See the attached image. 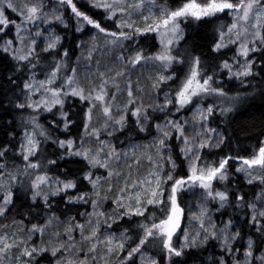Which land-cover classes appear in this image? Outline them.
I'll use <instances>...</instances> for the list:
<instances>
[{
	"label": "snow or ice",
	"instance_id": "snow-or-ice-1",
	"mask_svg": "<svg viewBox=\"0 0 264 264\" xmlns=\"http://www.w3.org/2000/svg\"><path fill=\"white\" fill-rule=\"evenodd\" d=\"M88 4L102 10L104 18L113 21L115 30L110 31L81 11L74 0H0V54L15 62L14 72L18 75L8 79L20 89L8 104L21 113L30 110L20 121L19 133L13 128L8 134L10 140L0 144V218L15 212L14 195H19L25 181L24 194L31 201L29 215L17 213L23 218L12 220L24 235L19 239L0 237V264H42V259H48L49 264H136L138 255L143 264L146 246L155 243L160 244L167 264H186L173 258L184 256L186 251L207 252L210 246L221 251L201 264H264V140L249 157L225 154L211 159L212 151L221 149L230 138L208 126L214 106L199 107L210 96L233 103L242 99L239 93L228 97L223 84L217 81L220 73L229 80H239L247 90L249 78L256 79L264 72V0H179L174 7L157 0H88ZM69 9L76 32L82 33L89 26L95 30L87 41L79 42L82 56L75 66L69 65L63 37L55 31L57 24L69 27L64 18ZM223 18L229 22L217 29L210 50L220 56L225 55L222 50H230V58L208 65L195 50L178 51L181 41L187 43L182 25ZM141 37L158 38L159 51H145ZM39 38H43L40 43ZM109 53L120 67L104 65L101 70ZM257 56L260 72L254 71ZM185 64L188 72L180 79L172 69ZM134 73H139L135 80ZM142 80L148 82L155 97L147 105ZM173 80L179 81L175 89L165 90L163 103H156L161 85ZM260 82L264 83V77ZM121 96L123 103L118 104ZM68 101L83 105L82 133L78 138L57 137L53 142L64 150L61 159L77 157L85 167L75 178L68 176L67 170L62 174L64 178L52 177L48 165H56L57 161L45 158L41 162L42 140H51L61 125L64 133L69 132L75 121L65 110ZM186 108L195 109L191 120L172 118ZM230 111V107L220 108L221 114ZM154 112L164 114L163 123L157 122L159 117L151 114ZM45 114L51 115L50 122ZM42 115L48 128L40 123ZM130 117L139 132L149 131L150 123L156 130L152 142L140 146L141 155L136 145L128 151L118 150L110 139H101L102 134L113 137L123 132ZM173 140L179 141V154L188 163L186 177L173 175L177 167L171 154ZM16 160L21 164L17 165ZM142 160L153 165L148 171L151 179L140 178ZM230 161L232 170L243 174L248 185L259 182L261 194L252 201L239 190L233 191L230 198L226 185L224 190L214 187V182L229 180ZM164 164H170L168 171ZM85 181L88 190L78 188ZM186 188L203 190L198 214H192L197 228L191 223L182 226L185 210L179 193ZM55 197L65 200L66 206L90 204L92 211L82 214L83 223L75 217L60 221L53 211ZM110 200L114 205L111 211L102 210ZM211 201L218 202L216 211L228 205L250 209L244 219L251 233L245 246H237L243 238L239 221L234 223L229 218L218 226L208 207ZM34 208H46L47 217L36 215L39 222H33L30 214ZM119 221L130 227L117 238L114 233L120 227ZM148 264H160V260L153 257Z\"/></svg>",
	"mask_w": 264,
	"mask_h": 264
},
{
	"label": "trees",
	"instance_id": "trees-1",
	"mask_svg": "<svg viewBox=\"0 0 264 264\" xmlns=\"http://www.w3.org/2000/svg\"><path fill=\"white\" fill-rule=\"evenodd\" d=\"M77 3V7L90 15L93 19L99 21L103 27H106L110 31H114L113 21L107 20L102 15V10L93 9L89 4L88 0H74ZM179 2V0H157V3H166L169 7H174ZM11 15V13H10ZM67 16L69 18V27L59 28V31L63 37V47L66 48L69 52L70 59H75L78 53L77 44L79 42L80 36H78L75 31L74 21L70 9L67 10ZM225 22L226 24L229 22L228 18H223L220 20L212 19L210 21H190L188 24L183 25L186 32V40L181 41L180 48L178 51L184 53L185 51L195 50L197 55L201 56V60L203 63L208 65H215L219 62L220 59L230 58L233 55V52L230 50H222L225 55L220 56L218 54L213 53L210 50V47L213 41L217 37V29L220 27V24ZM92 30L88 28V31ZM94 30V29H93ZM140 44L144 47L147 52H156L159 50L158 38H140ZM258 61L257 66H254L255 72H260L259 67V57H255ZM15 62L12 61L8 56L4 54H0V144H3L10 140L9 132L15 128V131L19 133L20 131V121L23 118H26L28 112L30 110H25L23 113L18 112L14 107L8 104L10 99H13L19 92V87H16L12 83L9 82V76L18 75L14 72ZM176 73V76L180 79L188 72L187 65H175L172 69ZM260 77H264V72H260ZM260 77L256 79L249 78L251 84L245 89L242 84H238L236 82L228 80L223 73H220L217 77L218 83H222L224 90L231 96H236L238 93L241 95L242 99L236 103L232 111L226 114H215L212 118V124L215 128H217L220 132H223L224 135L230 138V142L226 143L225 146H222L221 149L213 150L211 159H216L218 156H223L225 154H229L232 156H245L249 157L253 154V152L257 149L260 141L264 140V83L260 82ZM178 80H173L171 83H168L164 86L162 91H165L169 88L175 89L177 86ZM19 83V81H17ZM246 83H248L246 81ZM82 108L83 105L76 101L73 103L72 101H68L65 105V110L69 112V118L73 119L75 123L70 127L68 133H64L61 125V129L55 130L52 135V139L48 141L42 140V153L41 162H45L46 159L56 160V165H48V175L55 177L61 176L64 178L63 173L67 170V175L75 178L76 176H81L84 170V163L77 157H73L71 159H61L60 156L64 152L63 149H60L59 146L53 141L58 137L59 139H67L78 138L82 133ZM55 111V109H54ZM48 115V114H45ZM155 117H159L157 122L162 121L163 115H153ZM51 115H48L49 122L51 121ZM132 118H129L128 125L123 132H120L115 140L117 142H122V144L130 143V142H139L146 138H149L153 135L154 124L149 125V131L147 132H139L131 123ZM12 121L13 123L10 125L8 122ZM40 123L48 128V123L45 122L43 115L41 116ZM57 123H59V119L57 118ZM49 131H52L49 129ZM39 138V137H38ZM42 139V138H40ZM172 144V153L173 159L175 160L178 172L176 173V177L179 178L181 176H187V168L186 162L179 154V146L176 140L171 141ZM208 151H204L206 154ZM11 159L9 163L11 164ZM15 163L17 165L21 164L20 160H16ZM232 162L230 161V175L229 180L225 184L215 183V187L220 190H224L225 185L227 186L231 198V193L233 191L239 190L243 193H246V199L252 201V199L256 196L258 191L260 190L259 184L248 185L243 177L240 174H236L231 167ZM78 188L83 190H88L87 182H83L78 184ZM27 191V181H25V187L20 190L19 195H14V203H15V212H13L12 216L6 218H0V229L5 227V225H11L12 220L15 219L19 221L23 218V216L17 213H24L29 215L28 205L31 203L28 196H25V192ZM54 207L53 211L57 215V217L66 221L71 217H75L76 220L80 218L82 212L87 210L86 204H72L66 206V201L62 200L60 197H56L52 201ZM180 203L182 204L181 200ZM244 212L245 210L236 209L232 206L228 205L224 210L226 215L237 216V212ZM48 210L45 208L43 211L41 208H34L32 214H30V218L33 219V222H39L35 219L36 215L45 217L47 216ZM25 224L28 223L27 219H25ZM120 227L122 229L130 227L127 223L122 221L120 223ZM135 228V225L131 226ZM129 235L133 236L135 239V234L133 232H129ZM256 239V235H253ZM242 239L238 241L239 246H243V243L246 238V233H242ZM202 252V251H200ZM154 253L159 256L161 263H164V258L162 254L161 248L154 249ZM201 254H204L202 252ZM186 261V264H189L190 261L199 260L198 253L193 251L186 252L184 256L176 258L175 261ZM42 262L48 263V259H42Z\"/></svg>",
	"mask_w": 264,
	"mask_h": 264
},
{
	"label": "rangeland",
	"instance_id": "rangeland-1",
	"mask_svg": "<svg viewBox=\"0 0 264 264\" xmlns=\"http://www.w3.org/2000/svg\"><path fill=\"white\" fill-rule=\"evenodd\" d=\"M145 12H147V9H145ZM11 15H14V14H11ZM64 18H65V20L67 21V23L69 25L70 22H69V18L67 16V11L64 14ZM73 21H74V18H73ZM138 23H140L139 20H138ZM223 24H226V23L223 22V23L220 24V26L223 25ZM43 27L44 28H48L49 25H43ZM182 27H183V25H182ZM59 28H64V27H63V25L57 24V26L55 28L56 33L59 34V35H61V33L59 31ZM88 28H91V27L89 26ZM88 28H86L85 31L82 32V33L81 32H77L78 36H80L79 42L81 40L87 41L90 38L91 35L95 34V30L92 29V30L88 31ZM45 35H46V33H45ZM42 39L43 38H39L38 39V43H40V41ZM98 39H99V37H98ZM79 42H78V44H79ZM158 43H159V40H158ZM78 44H77L78 53H77L76 58L75 59H72V60L70 59V56L68 58V63H69L70 66H75L76 63H77V58L82 56V50H81L80 47H78ZM111 56H112V53H109L108 56H107V58L102 62V64H101V70L104 69V65H111L114 68H119L120 67V65H119L118 62L112 61ZM229 62H231V60H229ZM81 63H83V61H81ZM82 75L83 74L81 73V76ZM138 75H139V73L132 74L133 80H135ZM38 78L39 79H42L43 76H39ZM230 81H233V82H236L238 84H241L240 81L239 80H236V79H232ZM171 82L172 81H169L168 83H171ZM147 84H148L147 81H144V80L141 81V87H145V93L143 95V99H144L145 105H147L148 103L152 102L155 99V97H153L151 95V89L147 87ZM165 85L166 84L161 85V90H160V92L158 94L159 99H156L155 100L156 103H163L165 91H162V90H163V88H164ZM228 97H233V96H231V95L228 94ZM123 100H124V97L121 96V97L118 98L117 103L118 104H122L123 103ZM236 103H233L229 99L224 98V97L210 96V97L204 99L200 103L199 107H207L209 105H213L214 106V113L209 118V122H208V126L214 127L213 124H212V118H213V116L215 114H221L220 108L221 107H225V108H229L230 107V108L233 109L234 106L236 105ZM190 107L191 106H189V108ZM194 111H195L194 108L191 111L188 108H186V109L182 110L181 113L175 114L172 118L175 119L178 116L181 120H191ZM151 114L152 115H155L156 114V116L157 115H163L164 116L163 113H159V112H154V113H151ZM98 119H101L102 120V118H100V117H98ZM159 123H163V120L162 121H159ZM97 126H99V125H97ZM153 129L154 130H153V135L152 136H150L149 138H146V139H144L142 141H139V142H130V143H126V144H122V142H117V140H115V137L120 133L119 131L116 132L113 137H105L102 134L101 135V139H110L112 141V143L116 145V147H117L118 150L124 149L125 151H128V149L130 147H132L133 145H136V146H138V152H137V154L138 155H141V154H143V149L140 146L149 145L152 142L153 138L156 136L155 127ZM177 143L179 145V141H177ZM206 150L208 151V149H205L204 151H206ZM171 154H172V159H173V153H171ZM238 163L239 162H237V164ZM152 168H153V165L148 164L146 161H143L142 160L141 161V175H140V178L143 179V178L147 177L148 179H151V177H148V171L150 169H152ZM169 168H170V164H164V170L165 171H168ZM186 168H187V173H188L189 170H188V163L187 162H186ZM177 172H178V167H176L173 175L176 176V173ZM240 175L243 177L244 181L246 182V178L243 176V174H240ZM133 178L134 179L136 178V173L135 172L133 173ZM169 183H171V182H169ZM215 183L216 182H214V187H215ZM225 183L226 182L221 183V184H225ZM254 184H259V182H255ZM215 188L218 189L217 187H215ZM218 190H220V189H218ZM202 191L203 190L202 189H199V188H186L185 190L181 191V193H179V202H180V200L182 202V204L180 203V205L185 210V212H184V222H183V225H182L183 227H187L189 225V223H191V225H192L193 228H197L198 227V222L196 220L192 219V214L193 213H197L198 214V206L202 202L201 201V192ZM260 194H261V186H260V190L258 191V193L256 194V196H259ZM165 197H167V191L165 192ZM85 206H87V210L84 211V212H82L81 215H80V218L77 220V221H79L81 223L84 222V216L82 214H84L86 212H91L92 211V208H91V205L90 204H86ZM112 207H114V205L112 204V202L110 200L107 204H105L103 206V209L102 210H105V211H109L110 212L111 209H112ZM208 207L211 209L212 219L216 222V224L218 226H221L222 227L223 226L222 221H227L229 218H233L234 219V223L236 221H239V224L237 226L239 227V229L241 231V235H242L243 232L246 233V238H245V241L243 243V246H245L246 245L247 238H248V235L251 234V233L244 226V219H245L246 214L248 212H250V209L245 210L244 212L238 211L236 213L237 216H232V215H226V216H224L225 214H223V213H225L224 210L227 208V206L225 208H223V209H220L219 211H216V209L218 207V202L211 201V202L208 203ZM47 215H48V213H47ZM158 215H159V213H158ZM60 221H62V220H60ZM121 222L122 221H119L118 224L120 225ZM117 227H118V225H116V224L113 225V228L114 229H117ZM189 230L191 231L192 229H189ZM102 231H103V229H102ZM122 232H123V229L121 227H119V229L114 234H115V236L117 238H119ZM5 235H7L8 237L15 236L17 239H19L21 236L24 235V233L20 230V228L17 225L11 224V225H8L7 227H3V228L0 229V237L5 236ZM177 235H179V233H177ZM252 238L255 240L254 236H252ZM174 243H176L175 238H174ZM211 244H212V242L210 241V245ZM237 246H239V245L237 244ZM101 247H103V245ZM158 247L161 248L159 243L150 244V245L146 246L147 251H145L144 254H143V264H148V260L150 258H153V257H155L156 259L160 260L159 256H157V254L154 253V249H156ZM192 251L195 252V253H198L199 260L198 261L197 260L190 261L189 264H201V261L202 260H208L213 255V253L219 255V253H220L221 250L218 247L213 248V247L210 246L208 248L207 252H204V254H201L202 252H200V250H192ZM186 252H188V251H186ZM258 254L259 253H257V255ZM173 259L175 261L176 260V257H174ZM180 261H182V260H180ZM42 264H48V263L42 262ZM136 264H142V260H141V257L139 255L136 258ZM160 264H167V261L164 260V263H161V260H160Z\"/></svg>",
	"mask_w": 264,
	"mask_h": 264
}]
</instances>
